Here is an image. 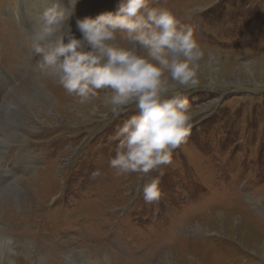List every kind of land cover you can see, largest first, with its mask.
Listing matches in <instances>:
<instances>
[{"label": "rangeland", "instance_id": "1", "mask_svg": "<svg viewBox=\"0 0 264 264\" xmlns=\"http://www.w3.org/2000/svg\"><path fill=\"white\" fill-rule=\"evenodd\" d=\"M52 2L0 0V237L44 249L21 264H264V0H149L190 25L204 55L184 90L190 134L147 176L109 167L134 107L114 116L107 90L80 104L29 61V19ZM119 3L77 0L74 34L77 17ZM157 177L161 198L146 203Z\"/></svg>", "mask_w": 264, "mask_h": 264}, {"label": "clouds", "instance_id": "2", "mask_svg": "<svg viewBox=\"0 0 264 264\" xmlns=\"http://www.w3.org/2000/svg\"><path fill=\"white\" fill-rule=\"evenodd\" d=\"M76 2L53 0L38 14L26 33L27 57L80 104L107 90L103 103L114 116L134 107L136 114L110 137L119 143L109 167L117 176H147L171 164L190 134L184 90L198 84L204 53L190 25L149 0H120L114 12L77 17L78 38L71 24ZM159 185V177L144 184L146 203L160 200Z\"/></svg>", "mask_w": 264, "mask_h": 264}, {"label": "bare ground", "instance_id": "3", "mask_svg": "<svg viewBox=\"0 0 264 264\" xmlns=\"http://www.w3.org/2000/svg\"><path fill=\"white\" fill-rule=\"evenodd\" d=\"M31 5V4H30ZM28 11H30L29 8H27ZM31 16V11L30 13H28ZM31 18L29 19V24L28 26H31L34 24V22H31ZM10 75H8L5 72H0V90H3V86L1 84V82L5 81L6 79H8ZM8 85V84H7ZM1 92V91H0ZM53 93V92H52ZM55 101V100H54ZM54 103V102H53ZM52 103V104H53ZM36 104V103H35ZM14 105V104H13ZM36 107V106H35ZM38 109V108H37ZM7 110V108L5 109V111ZM7 117V115H6ZM10 119V118H9ZM11 122V121H10ZM12 123V122H11ZM1 125H3V123L0 122ZM9 124V123H8ZM11 128V127H10ZM6 139H1L0 138V144H4V141ZM6 142V141H5ZM9 151V150H8ZM2 152V151H1ZM3 162L0 161V187L1 186H6L8 184L7 181V177L9 172H4L3 171ZM21 167L23 169H28L30 170V165L29 164H21ZM37 189V188H35ZM16 194V193H15ZM9 213L11 212V210L8 211ZM31 217H28L26 221H29ZM38 223L42 224L41 221L37 220ZM33 230H38L36 229V227H32ZM2 236V235H1ZM28 238V237H26ZM18 242H22V243H18ZM17 240H11L9 238H4V237H0V263H6V264H21V259L25 260L27 263L32 262L33 256H34V250L33 249H42L40 244L36 243V240L34 238H31V240H23V241H18ZM18 243V245L22 246V248H16L15 245ZM39 245V246H38ZM50 253V252H49ZM57 254L59 255L60 252H57ZM20 255V256H19ZM22 255L24 256V258L22 257ZM42 255V254H41ZM47 255V254H46ZM48 256V255H47ZM43 258V257H42ZM74 260V259H73ZM110 261V260H109ZM40 262V260H39ZM52 262V261H51ZM105 262V261H104ZM45 263V262H44ZM110 263V262H109ZM40 264V263H39ZM48 264V263H46Z\"/></svg>", "mask_w": 264, "mask_h": 264}]
</instances>
